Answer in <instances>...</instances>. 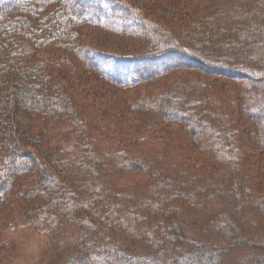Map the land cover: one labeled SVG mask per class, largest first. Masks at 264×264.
Wrapping results in <instances>:
<instances>
[{"label": "trees", "instance_id": "16d2710c", "mask_svg": "<svg viewBox=\"0 0 264 264\" xmlns=\"http://www.w3.org/2000/svg\"><path fill=\"white\" fill-rule=\"evenodd\" d=\"M189 1L148 0L158 8ZM208 1L198 17L176 11L163 22L125 0H0V204L9 201L12 224L51 251H74L67 264H228L235 250L236 264H264V0ZM90 27L137 46L100 51L84 42ZM48 50L61 59L50 65L66 72L37 58ZM89 82L81 96L78 84ZM146 85L158 87L127 98L126 114L93 103L103 89ZM144 114L157 122L139 124ZM119 123L144 134L123 144L107 129ZM166 127L184 149L160 161L153 154ZM129 157L158 199L122 188ZM228 198L235 206L215 221L217 243L191 242L159 219L177 202L195 214Z\"/></svg>", "mask_w": 264, "mask_h": 264}, {"label": "rangeland", "instance_id": "374dc122", "mask_svg": "<svg viewBox=\"0 0 264 264\" xmlns=\"http://www.w3.org/2000/svg\"><path fill=\"white\" fill-rule=\"evenodd\" d=\"M136 4L139 7H145L150 12L154 14V16L158 20H162L163 22L168 21V19L173 18L171 14L175 13L176 11H180V15L184 13H190L191 17H198L204 12H208L211 9L210 2L208 0H190L189 2L181 3L178 2L180 6H169V5H162L159 8L151 7L148 0H125ZM176 7V9L174 8ZM84 42L90 43L92 46L98 48L100 51H105L110 54H125L130 51H133L134 48L137 46L135 43L134 38H126V37H117V35L112 34L110 32L98 29V28H91L88 32L84 35ZM37 58L40 61H44L49 63V67L56 70L58 68L52 67L50 64L52 62H57L61 60L58 58L55 52L53 51H46V52H39ZM50 61V62H48ZM65 66V64H63ZM75 66V67H73ZM75 68V69H74ZM60 72H66L65 70L58 69ZM69 72L73 73L76 78L80 75V68L78 64L74 61H71V66L69 67ZM193 79L202 80L211 82L213 78H206V77H198L192 76ZM220 80V79H216ZM161 81L162 87L169 86V83ZM87 86L82 84H78L77 88L81 96L88 97L90 94V89L93 85V82H89ZM231 85L228 83V86ZM100 87V85H98ZM158 86H143L138 89L132 90L131 87L127 88L126 91H114L110 89H103V93L105 94V98H97L94 100V105L97 109L101 110L100 112H105L111 115H121L125 113L123 111V107L127 98H130L134 95V93L138 96H142L143 94H151ZM160 87V88H162ZM103 97V95H102ZM126 114V113H125ZM136 120L140 122L139 124H143L146 126L145 123H156L157 118L153 115L144 114L138 115ZM108 125V124H107ZM107 129L115 132L113 139L118 141H124L127 143L131 140V136H141L144 134L143 128L144 127H137V129H127L126 126L115 125L111 126ZM113 128V129H112ZM118 128H122L120 133L116 132ZM126 129L127 131L125 132ZM175 128H163V132H159V138L165 144L157 145L156 152L153 155H158L160 158L156 159L161 161V158L165 157L167 153H170L173 156V153L180 152L184 149L183 143L179 140L181 138L177 133L173 132ZM114 143V142H113ZM134 143V142H133ZM117 145V144H115ZM121 145V144H119ZM127 151H133L135 147H130L128 144L125 145ZM142 147L147 150V143L142 144ZM121 150H124L122 148ZM146 151H139L138 154H133L137 157H142L145 155ZM188 160L192 162L193 166H201L199 160H196L195 156L192 153H189ZM198 158H203L201 155L197 154ZM197 158V159H198ZM132 163V164H131ZM135 160L129 157V171L126 173L125 180L123 182L122 188H129V193L135 199H145L146 198H153L158 199L159 195L155 192H152L154 189L152 188V181L150 180V176L148 172H144L141 166L137 168H132ZM148 163V162H147ZM264 186V179L263 182ZM129 194V195H130ZM10 204L9 201L2 202L0 204V264H11L8 260V256L11 253H17V261L19 264H67L68 261L74 258V251H69V249L64 250L62 254L56 253L51 251L48 248V245L45 241L41 239V237H37L34 235H30V233H25L20 231L16 225L12 224V216L9 213L8 205ZM11 206V204H10ZM184 206L181 202H177L173 205L162 217H159L161 224H165L164 227L173 226L175 225L178 231L182 234L185 239L190 240L191 242L197 243H217L220 242V237L216 235L214 231V224L215 221L220 214V212H229L235 206V201L233 198L227 199L226 205L218 206L215 209H208L202 212H198L195 214H189L187 211L183 209ZM167 210V209H166ZM165 210V211H166ZM241 237H248V235L252 232L249 230L243 231L240 230ZM256 232V231H255ZM257 234L260 237H264V227L257 231ZM241 253L239 251H234L232 254L227 256L228 264H236L237 260L239 259ZM224 261V260H222Z\"/></svg>", "mask_w": 264, "mask_h": 264}]
</instances>
